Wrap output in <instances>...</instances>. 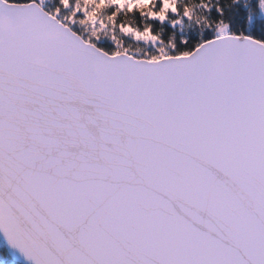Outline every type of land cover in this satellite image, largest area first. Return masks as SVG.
<instances>
[{
	"label": "snow or ice",
	"instance_id": "snow-or-ice-1",
	"mask_svg": "<svg viewBox=\"0 0 264 264\" xmlns=\"http://www.w3.org/2000/svg\"><path fill=\"white\" fill-rule=\"evenodd\" d=\"M0 264H264V0H0Z\"/></svg>",
	"mask_w": 264,
	"mask_h": 264
},
{
	"label": "trees",
	"instance_id": "trees-1",
	"mask_svg": "<svg viewBox=\"0 0 264 264\" xmlns=\"http://www.w3.org/2000/svg\"><path fill=\"white\" fill-rule=\"evenodd\" d=\"M0 243H2V242H0Z\"/></svg>",
	"mask_w": 264,
	"mask_h": 264
},
{
	"label": "water",
	"instance_id": "water-1",
	"mask_svg": "<svg viewBox=\"0 0 264 264\" xmlns=\"http://www.w3.org/2000/svg\"><path fill=\"white\" fill-rule=\"evenodd\" d=\"M0 242H2V241H0Z\"/></svg>",
	"mask_w": 264,
	"mask_h": 264
}]
</instances>
